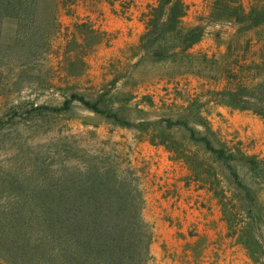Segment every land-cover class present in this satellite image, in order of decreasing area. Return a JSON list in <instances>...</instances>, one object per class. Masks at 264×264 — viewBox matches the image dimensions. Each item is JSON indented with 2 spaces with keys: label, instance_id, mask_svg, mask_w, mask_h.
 I'll list each match as a JSON object with an SVG mask.
<instances>
[{
  "label": "rangeland",
  "instance_id": "rangeland-1",
  "mask_svg": "<svg viewBox=\"0 0 264 264\" xmlns=\"http://www.w3.org/2000/svg\"><path fill=\"white\" fill-rule=\"evenodd\" d=\"M185 1V25L204 32L189 58L173 62L138 47L143 12L158 0H0V264H60L48 221L55 196L96 167L133 169L154 225L150 264H260L215 194L213 187L227 202L235 197L228 168L189 128L233 155L264 215V116L216 101L241 85L243 95L264 99V0H235L240 18L224 20L211 15L215 0ZM74 93L118 120L77 99L67 105ZM159 162L166 180L155 174ZM183 169L217 201L224 226L216 234L166 213L157 226L154 186L167 185L160 196H170ZM233 200L228 213L242 219L241 200ZM64 248L68 258L76 245Z\"/></svg>",
  "mask_w": 264,
  "mask_h": 264
},
{
  "label": "trees",
  "instance_id": "trees-1",
  "mask_svg": "<svg viewBox=\"0 0 264 264\" xmlns=\"http://www.w3.org/2000/svg\"><path fill=\"white\" fill-rule=\"evenodd\" d=\"M241 9L235 0H215L211 15L215 14L217 20L239 19ZM187 12L185 0H158L145 14L146 30L141 35L139 49L160 60L177 62L189 58V49L201 39L204 30L200 26L185 25ZM246 89L241 85L221 91L216 101L251 109L264 116V99L254 101L256 99L243 95ZM75 99L96 112L118 120L117 115L76 93L66 104ZM175 124L178 123H170ZM189 130L191 139L202 143L228 168L230 186L236 193L234 198L241 200V208L245 210L242 219H235L228 213L229 206L233 209L237 207L234 198L231 203L227 202L223 197V188L213 187L215 194L221 197L225 217L233 227L232 233L237 234L238 240L248 248L253 258L264 264L260 257L264 251V215L258 211L259 201L255 192L241 181L229 162L233 155L224 148L214 147L207 136L197 137L193 128ZM133 173L131 167H96L93 174L84 176L82 182L72 187L64 198L55 196L48 221L55 242L53 254L60 264H133L135 260L150 264L153 261L151 243L154 225L144 215L145 193ZM238 226L239 233H236ZM67 242L73 243L76 248L65 258L64 244Z\"/></svg>",
  "mask_w": 264,
  "mask_h": 264
},
{
  "label": "crops",
  "instance_id": "crops-1",
  "mask_svg": "<svg viewBox=\"0 0 264 264\" xmlns=\"http://www.w3.org/2000/svg\"><path fill=\"white\" fill-rule=\"evenodd\" d=\"M147 10L148 9L143 12L144 17L147 13ZM144 17L143 19H145ZM164 160L165 159L163 158L162 161ZM164 162L167 163L166 160ZM158 164V167L155 169V174L159 177V180L161 175L166 180L167 174L162 168L163 165L161 164V162H159ZM171 164L173 163L171 162ZM180 176L181 179L179 178L178 184L176 186H173L171 184L172 192L168 197L161 198L160 196V193L162 195V192L165 188H169L167 187V185L162 188L163 190H159V185L154 186L155 193L159 195L160 199L158 203L155 202L157 212L161 213L159 214V217L157 219V226L158 223H164L163 215L166 213L171 214L174 223L184 225V223L195 222L197 223L198 228L203 227L213 234H216L224 226L220 207L217 201L208 190H200V188L196 189L193 183H191V179H187L189 173L186 170L183 169V173ZM188 181H190V183H188ZM161 182L163 181L161 180ZM173 188H177V191H175ZM169 198H173V200L171 201V199ZM203 203L205 205L204 207L201 206V204ZM200 238L201 237H199L198 241L200 240Z\"/></svg>",
  "mask_w": 264,
  "mask_h": 264
}]
</instances>
